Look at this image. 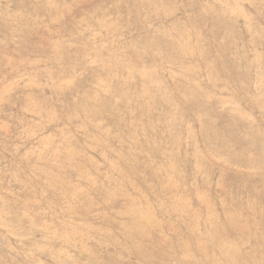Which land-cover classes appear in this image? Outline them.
<instances>
[{
    "label": "rangeland",
    "instance_id": "obj_1",
    "mask_svg": "<svg viewBox=\"0 0 264 264\" xmlns=\"http://www.w3.org/2000/svg\"><path fill=\"white\" fill-rule=\"evenodd\" d=\"M0 264H264V0H0Z\"/></svg>",
    "mask_w": 264,
    "mask_h": 264
}]
</instances>
